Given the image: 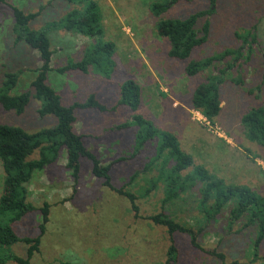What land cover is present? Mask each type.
<instances>
[{"label":"rangeland","instance_id":"1","mask_svg":"<svg viewBox=\"0 0 264 264\" xmlns=\"http://www.w3.org/2000/svg\"><path fill=\"white\" fill-rule=\"evenodd\" d=\"M95 1L100 8L104 34L94 43L115 45L112 56L115 68L108 80L95 74L93 67L87 75L78 71L64 74L51 71L47 84L60 96L62 106L83 103L94 93L101 103L112 109L119 99V86L127 79H134L141 88L137 113L150 120L156 129L174 134L181 148L194 159V165L204 167L226 184L244 185L264 196V148L251 142L241 126L242 117L251 108L264 107V0H213V3L193 0L173 6L158 19L149 12L150 4L156 0ZM11 7L25 13H35L45 7L30 28L46 30L53 51L51 67H63L82 59L91 40L46 27L50 22H60L73 9L72 5L63 0H4L0 4V84L5 73L21 70L23 74L13 93L30 91L34 69L40 66L37 52L23 43L16 46L13 43ZM208 9L212 14L207 19L201 18L197 25V29H201L205 20L209 24L205 44L194 48L184 61L170 58L169 42L157 35L155 24L163 19L182 20ZM250 32L256 36L255 45L245 42ZM240 47L244 57L236 66H226L229 59L224 66H217L224 70L219 88L221 111L214 127H210L191 108L190 102L196 87L209 74L219 75V72L209 70L188 76L186 66L192 61ZM41 105V101L31 98L20 116L0 106V125L21 127L29 133L53 128L57 124L54 116H38ZM131 115L126 107L106 113L76 110L75 131L84 136V146L102 166L123 160L110 170L112 185L136 196L137 218L127 198L104 188L101 181L92 176L89 161L82 160L79 179L75 182L65 168L63 150L55 164L34 172L27 186L28 200L39 208L47 203L49 209V221L39 252L29 264H60L63 261L165 264L170 244L166 229L146 220L160 212L165 196L162 182H156L155 188L145 194L159 174L156 162L153 163L157 139L135 152V129H115L130 122ZM31 157L37 159L38 154L34 152ZM149 165L151 167L146 169ZM198 198L199 186L167 203L166 213L196 232L202 220L197 209ZM227 211L228 208L224 209L217 223L211 222L197 236L196 243L201 249L191 245L187 234L173 236L176 264H264V241L254 258L251 243L255 230L238 232L243 224L240 221L229 231ZM41 223L42 214L37 211L17 222L14 230L20 237L33 238L39 235ZM6 250L25 258L27 246L19 242ZM211 251L221 253L224 259L210 255Z\"/></svg>","mask_w":264,"mask_h":264},{"label":"trees","instance_id":"2","mask_svg":"<svg viewBox=\"0 0 264 264\" xmlns=\"http://www.w3.org/2000/svg\"><path fill=\"white\" fill-rule=\"evenodd\" d=\"M63 1L72 5L73 9L67 12L59 20L60 22L47 24L48 30L52 28L62 30L87 38L91 42L88 44L89 47H86L87 49H85L80 61L55 69L51 67L53 51L46 30L30 28V24L45 7H40L35 13H25L21 9L11 7L14 20L13 32L15 34L13 43L15 46L23 43L31 51L37 52L40 66L34 69L35 77L30 82L31 90L21 93H13V91L19 84V78L23 71L5 73L0 84V106L4 111L13 112L20 116L24 113L31 98H34L42 102L37 110L38 116H54L57 119V124L53 128L33 133L26 132L21 127L0 125V165L2 170L0 264H7L8 262L29 264L31 258L39 252L41 238L49 221V209L47 203L39 208L28 200L27 186L34 172L42 171L55 164L63 150L66 153L65 168L75 182L79 179L82 160L89 161L92 176L101 181L104 188L127 198L131 210L137 218L139 209L136 205V196L123 188L116 189L112 185L110 170L123 160L118 159L111 165L102 166L99 159L84 146V136L75 131L76 110H94L99 113H106L119 107L128 108L132 115L130 122L122 123L115 129L121 131L129 128L135 129V152L157 139V142L154 143L153 163L156 162L159 174L145 194L148 195L155 188L156 182H162L165 196L161 203L160 212L149 216L146 220L166 229L170 244L166 252L165 264H176L177 262V250L173 239L175 234H187L190 237L191 245L201 249L196 243L197 236H200L210 226L211 222L217 223L218 217H221L226 208H228L229 231L233 225L240 221L243 224L238 232L249 228L255 230V239L251 243V247L254 258H256L260 245L264 241V196L244 185L226 184L204 167L194 165V159L181 148L174 134L156 129L150 120L137 113L141 102V88L134 79H127L119 86V99L112 109H108L101 103L94 93L83 103H74L69 107L62 106L60 96L47 84V77L51 71L58 74L78 71L87 75L93 67L94 71H92L95 74L108 80L115 68V62L112 59L115 45L109 43L102 46L99 43H94L95 39L99 42L104 34L97 2L95 0ZM191 1L193 0H156L150 4L149 12L151 16L158 19L173 6ZM210 2L213 3L214 1L210 0ZM2 3L4 0H0V4ZM211 14V10L208 9L182 20L163 19L155 24L157 35L169 42L168 55L170 58L184 61L189 58L194 48L205 44L210 28L209 24L205 20L201 29H197V25L201 18L207 19ZM245 42L255 45L256 36L254 32L248 34ZM243 57L242 47H240L226 50L215 57L192 61L186 66L185 72L188 76H195L209 70L219 72V75L209 74L205 81L196 87L190 102L191 108L198 112L210 127H214L215 118L221 111L220 104L222 101L219 88L224 80L222 75L224 70L217 66L223 65L226 59H229L230 62L227 60L225 65L233 68L236 66V62L243 60ZM241 126L244 134L251 142H256L264 148V107L251 108L242 117ZM34 152L38 154L37 159L31 157ZM150 167L151 165L146 169ZM197 186H199L197 209L202 220L198 223V230L194 232L190 225L179 223L166 213L165 206ZM37 211L42 214L39 235L33 238L18 236L14 230V225L26 215ZM19 242L27 246L25 258H20L6 250V248L10 249ZM208 253L220 260L224 259V256L216 251ZM60 264L76 263L63 261Z\"/></svg>","mask_w":264,"mask_h":264}]
</instances>
